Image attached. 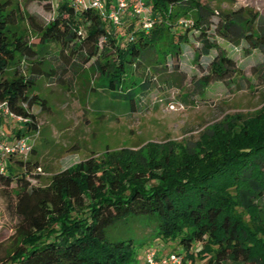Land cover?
I'll use <instances>...</instances> for the list:
<instances>
[{
  "label": "trees",
  "instance_id": "1",
  "mask_svg": "<svg viewBox=\"0 0 264 264\" xmlns=\"http://www.w3.org/2000/svg\"><path fill=\"white\" fill-rule=\"evenodd\" d=\"M102 1L103 15L91 0H64L47 22L29 17L35 43L15 30L19 13L11 0L0 1V103L25 120L14 138L32 140L29 157L39 133L31 108L48 109L34 94L41 80L68 87L90 67L99 78L95 91L125 100L131 114L147 82L155 81L150 67L180 60L191 32L200 31L199 12L193 24L180 20L188 5L204 9L197 0H144L141 14L133 11L137 0H128L117 22L107 17L114 0ZM242 10L226 14L225 23L251 49L264 45L254 16L229 21ZM200 34L195 61L216 49ZM206 70L197 80L201 87L240 75L222 51ZM29 157L10 155L0 172V187L16 186L18 218L16 244L0 264H137L159 240L175 242L183 264H264V107L226 116L194 147L107 150L101 159L91 156L52 174L44 186L32 184L42 171Z\"/></svg>",
  "mask_w": 264,
  "mask_h": 264
},
{
  "label": "rangeland",
  "instance_id": "2",
  "mask_svg": "<svg viewBox=\"0 0 264 264\" xmlns=\"http://www.w3.org/2000/svg\"><path fill=\"white\" fill-rule=\"evenodd\" d=\"M61 1L64 0H46L45 3L11 0L19 13L15 30L35 43L36 33L28 18L34 17L40 24L47 22ZM197 3L205 10L188 5L187 14L180 20L193 24L199 12L200 31L191 32L180 60L173 58L166 66L150 67L155 81L147 82V90L133 113L128 112L125 100L101 97L95 91L99 78L90 67L68 87L59 88L45 80L39 82L34 94L45 99L48 109H41L39 105L31 108L39 133L34 137V153L28 157L32 163L37 162L42 171L40 180L32 182L34 186L46 185L52 174L91 156L101 159L107 150L139 149L148 143L172 144L176 150L194 147L209 126L223 121L226 116H247L264 107V45L251 49L240 37L239 29L227 25L224 19L226 14L241 8L242 12L229 17V21L237 24V15L241 19L254 16V31L261 34L264 32V0H197ZM200 32L216 49L207 58L195 61L194 51L200 47L202 38ZM218 51L234 60L240 75L229 82L214 81L206 87L199 86L197 80L205 75L208 63ZM129 79L135 78L129 76ZM19 127L20 122L0 113V139L11 142ZM15 189V184L9 189L0 187V261L16 244ZM175 246V242L167 244L162 240L150 245L157 254L176 252ZM143 250L144 247L139 253ZM136 263L144 264V260L138 257ZM195 264L205 262L198 260Z\"/></svg>",
  "mask_w": 264,
  "mask_h": 264
},
{
  "label": "built area",
  "instance_id": "3",
  "mask_svg": "<svg viewBox=\"0 0 264 264\" xmlns=\"http://www.w3.org/2000/svg\"><path fill=\"white\" fill-rule=\"evenodd\" d=\"M128 0H114L115 9L110 11L107 15L108 19L117 22V16L120 10H122ZM91 6L99 14L103 15L104 3L102 0H91ZM144 0H137L133 6V11L136 14H141L144 11ZM76 4H82V0H75ZM0 113L9 119L16 120L17 122L24 123L21 117H16L3 103H0ZM11 143V144H10ZM32 140L26 137L14 138L11 142H6L0 139V172L6 170L8 164V157L15 155L21 159H26L31 151ZM144 264H183V258L176 253H167L158 256L157 252L150 248L144 254Z\"/></svg>",
  "mask_w": 264,
  "mask_h": 264
},
{
  "label": "crops",
  "instance_id": "4",
  "mask_svg": "<svg viewBox=\"0 0 264 264\" xmlns=\"http://www.w3.org/2000/svg\"><path fill=\"white\" fill-rule=\"evenodd\" d=\"M164 254H167V252L163 251V252L159 253L158 256L161 257Z\"/></svg>",
  "mask_w": 264,
  "mask_h": 264
}]
</instances>
